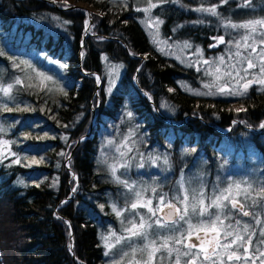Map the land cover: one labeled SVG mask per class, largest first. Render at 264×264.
<instances>
[{
    "label": "trees",
    "instance_id": "1",
    "mask_svg": "<svg viewBox=\"0 0 264 264\" xmlns=\"http://www.w3.org/2000/svg\"><path fill=\"white\" fill-rule=\"evenodd\" d=\"M80 1L96 9L90 15L87 36H83L86 17L80 10L55 9L41 0H0V51L4 52L0 76L15 74L24 81L13 93L15 101L8 107L13 110L0 111L12 126L11 134L2 137L13 142L11 151L21 158L20 164L12 163L16 157L0 159V264H106L97 224L88 216L90 209L95 214L98 209L89 200L103 205L105 221L116 222L104 195L115 194L118 188L95 162L102 131L124 105L147 133L146 148L154 147L162 158L167 157L177 178L181 169H206L211 177L220 178L216 154L228 151L223 142L247 138L262 159L257 177L264 181V91L250 87L237 100L185 93L177 81L196 85L197 75L160 55L138 25L132 0H127L126 7L113 0ZM203 2L212 6L220 0L166 2L151 14L163 21L165 38L188 40L204 53H213L209 44L220 34V27L216 18L203 19L193 11ZM241 3L228 0L218 11H225L222 16L233 22L264 18V0H253L251 8L240 7ZM51 18L63 22L64 33L47 27L46 20ZM199 20L203 23H196ZM12 48L44 52L47 58L62 62L63 92L36 83L29 67L14 71ZM105 64L122 65L112 94L104 89ZM234 103L242 109L236 111ZM24 108L29 110H17ZM233 120L249 130L232 124ZM92 123L93 134L87 136ZM61 152L69 155L61 156ZM25 156L29 161L43 156L44 162L25 166Z\"/></svg>",
    "mask_w": 264,
    "mask_h": 264
},
{
    "label": "snow or ice",
    "instance_id": "2",
    "mask_svg": "<svg viewBox=\"0 0 264 264\" xmlns=\"http://www.w3.org/2000/svg\"><path fill=\"white\" fill-rule=\"evenodd\" d=\"M123 2L126 7L127 0H123ZM166 2L175 3L178 0H159V3L144 0L147 6L135 10L148 13V19L151 20L152 9ZM227 3L228 0H220L221 5ZM239 6L251 8L253 0H243ZM61 7L70 6L65 3ZM194 11L216 17L220 21L221 27L235 31L238 38L225 41L223 35L213 37L216 44L210 45V47L225 44L228 48L226 53L228 60L225 61L224 55L211 62L204 60L205 65H210L209 68L203 70L204 75L211 79L208 83L203 84L206 91L197 90L193 94L197 96L244 97L247 95L248 87L253 83L264 85V18L249 19L239 23L233 22L230 18L222 16L217 5L197 7ZM86 15L90 17L91 14ZM155 23L158 25L163 21L157 19ZM196 23H203V20L196 21ZM85 31L88 32L90 29L86 27ZM150 35L153 36V43H157L156 33H150ZM258 46L259 50H257ZM191 47L187 42L183 45V48ZM159 50L164 52L163 48ZM3 55L4 52L0 51V56ZM198 63L199 61L189 63L188 66L196 67L199 72L201 69L197 66ZM14 66L20 68L21 64L14 62ZM29 67L31 66L29 65ZM60 67L63 68L64 65H60ZM120 67L122 65H112L110 70L112 73H116ZM250 69L258 71L250 73ZM249 76H252V79H248ZM36 77L43 87H47L45 81L52 80V77L46 76L44 73H37ZM23 84L24 81L19 77L15 78L14 83L0 84V96L14 101L15 97L12 94L14 86ZM113 85L114 80H109V92ZM27 86L32 87L33 85ZM59 91L63 92V89L61 88ZM64 94L66 95V93ZM3 107L7 111L13 110L8 108L7 104ZM17 110L27 111L29 109ZM126 115L131 119L133 114L128 112ZM4 131L5 129L0 127V133ZM131 136L132 133H129V136L116 148V152L119 153L118 161L133 151L128 143ZM64 139L67 142V137ZM11 143L13 142L0 139V159L12 156L16 157L12 163L20 164L21 158L16 152L11 151ZM112 144L114 141H108V145ZM122 148H126L127 153L121 151ZM191 151H195V149ZM60 155L67 157L69 154L61 152ZM23 159L28 161L25 166L39 165L44 162L43 156L39 160L33 157L29 161L27 156ZM159 159L158 156L150 157L153 164ZM98 162L107 164V159ZM163 164H169L167 157L163 158ZM119 167L127 170L129 165L125 161L120 163ZM139 167H143V164H140ZM108 168L114 182L126 189V192L122 193L125 198L124 206L120 207L116 203L111 204L112 212L120 219L121 232L118 234L115 230H111L109 235L103 237L107 249L104 253L105 256L112 254L113 248L121 246L119 250L121 260L115 261L114 264H123L125 258H130L128 264H230V262L255 264L257 258L264 257V221L259 218L258 213H250L247 210L249 207H259L264 211V181H259L254 186L253 182L249 180H228L221 187V182L217 177V182L212 185L211 191H209L203 174L186 178L182 172L179 180L176 181L175 194L169 197L167 193L158 192V185L144 187L137 185L136 182L130 183L127 179H121V176L117 175V163L109 165ZM19 183H23V181H19ZM53 187H55V181ZM148 193L151 195L149 196ZM153 199L156 200L155 205ZM100 207L103 208V205ZM234 213L241 217L251 216L253 223H242ZM257 225L260 227V231L257 242L253 245V238L257 237L254 226ZM124 245H127L129 251L124 250ZM261 264H264V260H261Z\"/></svg>",
    "mask_w": 264,
    "mask_h": 264
},
{
    "label": "rangeland",
    "instance_id": "3",
    "mask_svg": "<svg viewBox=\"0 0 264 264\" xmlns=\"http://www.w3.org/2000/svg\"><path fill=\"white\" fill-rule=\"evenodd\" d=\"M41 1H43L44 3H47L50 6L53 5L54 7H57L58 9L60 8L64 11L73 10V9H75L76 11L77 10L82 11L86 17L83 22L84 31L86 27L91 29L90 27L91 17H89L86 14L92 15L93 13H96V9L90 6L88 3L86 4L84 1H80V0H55V2H53V0H41ZM113 1L123 2V0H113ZM154 1L152 0V2ZM230 1H232L233 3L237 1H241L243 3V0H230ZM132 2L135 5L134 6L135 9L136 8L143 9L147 6L144 3V0H132ZM65 3L69 5L70 7H61V5ZM74 3L81 4L88 9H85L84 7L75 8L76 5ZM174 4L177 5L176 2ZM203 4H204L203 7L211 6L209 4L206 5L204 2ZM72 6L74 8L71 9ZM217 6H218V10H220L219 7L223 5H221L219 2ZM195 8H193V11ZM136 12L137 13L135 15H137L136 19L139 23L138 25H140L143 28V30L146 33L145 35H147L150 43L155 47L157 51L160 52V55L168 56L173 60L175 59L178 63H180V65H182L183 68L191 69L193 71V74L197 75L198 84L193 85L191 81L186 80V82L177 81V86L182 88L183 92L185 93L187 92L194 97H197V95L193 94L195 91L197 90L206 91V89L203 88V84L208 83L211 77L205 76L203 70L205 68H209L210 65H205L203 61L207 60L211 62L221 55H224L225 61H227L228 60V56L226 55V53L228 52L227 46L225 44H220L217 47L209 46L210 49L215 50V52L204 53L201 47L193 45L191 41H188V40L181 41V40L174 39V38L173 40H170L169 38H165L161 32V24L157 25L155 23V20L157 19L159 20L158 17L151 14L152 19L150 20L148 19V16H149L148 13H145L143 11H140V12L136 11ZM219 12L222 15L223 13H226L225 11L223 13L221 11ZM196 13L201 15L203 19L207 18L208 20H210V19L216 18V17H211L205 13H200V12H196ZM256 18H263V17H255V19ZM249 19H253V17L252 18L247 17L240 22H243ZM215 21H217L218 23L217 25L220 27V30H219L220 34L215 35V37L223 35L225 38V41H228L229 39L238 38V35L235 31L231 29L226 30L223 27H221L220 21L217 18ZM46 23L49 29L54 28L58 30L59 32L64 33V29H63L64 24L60 20L58 19L55 20L51 18L50 20H46ZM150 33H156L155 39L157 43H153V36L150 35ZM88 34H89V31L88 32L85 31L83 36L85 35L87 36ZM211 40L212 41H210L209 45L216 44V40H214L213 38H211ZM185 42L189 43L192 47L183 48V45ZM160 48H163L164 52H161L159 50ZM257 50H259V46ZM11 52H13L12 58L13 60H15V61H12V66H11L12 69H14V71H17V67L14 66V62L21 64V67L18 68V71H21V69L23 68H28L30 65L31 67H29V69H30V72L32 73V76L36 79L35 81L36 83L38 84L40 83V81L36 77V74L44 73L46 76L52 77L51 81H45L48 89L59 91V89L62 88L61 87L62 81L60 80L61 79L60 73L63 72L62 69H64V67L63 68L60 67V65H63L62 62L58 63L54 59H51L49 57L47 58L44 52H35L34 50L25 53L23 48H16V49L12 48ZM165 53H169V54L166 55ZM197 61H199L197 66L200 67L201 69V71L199 72L196 70V67L188 66L189 63H196ZM21 62H26V63H21ZM39 62L44 63V66L39 65ZM111 66L112 64L111 65L105 64V67H104L105 72H106V78H105L106 87L104 89L107 91L108 94H112L113 88L118 81L117 78L121 76V68H118L116 73H112L110 70ZM256 71L258 70L257 69L249 70L250 73L256 72ZM16 77H19L22 80L21 76L19 75L15 76V74H12L11 77H7V78H4V76L1 75L0 84L7 85L8 83H14V80ZM248 79H252V76H249ZM109 80H114V85L112 86L111 92L108 91ZM16 86L18 85L14 86L13 93L15 92ZM229 87H231V85H229ZM250 87H254L258 93H260L261 91H264V85H260L258 83H253L251 86L248 87L247 91L249 90ZM201 97L213 98L215 100H218V99H226V100L236 99L237 100L240 98L238 96H219V95L201 96ZM14 101H10L5 97L0 96V111L4 110L3 106L5 104H7V106L9 107V104ZM232 106L233 108L236 109V111H238L239 109H242V107L236 103H234ZM171 111L172 110H169V112ZM128 112L132 113L131 109H129L128 106L124 105V108L120 109V112L117 118L114 120V122L108 123L107 126L102 131V137H101V140L99 141L100 144H99V149L97 151L98 154H97L96 162H95V164H97L98 169L103 171V174L106 175L107 179L111 181V183L114 184L118 188L115 194L107 193L106 196L104 195L105 205L109 208V211L112 213V215L116 219V222H111L109 220L105 221L101 215L104 213L101 210L102 209L100 207L101 205H99L98 203L96 204L94 199L89 200L92 203H94L93 205L98 209V214H95L94 210L90 209L88 216L91 218L94 217L95 224H97L96 226L98 228L97 237L100 241V244L102 245L101 247H103L104 253L107 249L105 248V242H104L103 237L109 235V232L111 230H115L118 234L121 232L120 219L112 212L111 204L116 203L118 204V206L123 207L125 203V198L122 195V193L126 192V189H124L121 185H118L117 183L114 182V179L112 178L109 172V168H108L109 165L113 163H117V175L121 176V179H127L130 183L136 182L137 185L144 186V187L158 185L159 186L158 192L162 191L164 193H167L169 197L175 194L176 181L179 180L182 172L186 178L189 176L196 175V174H203V177L205 179V182L208 186L209 191H211L212 185L217 182V176L212 175L211 177V172L209 173L208 171H206V169L205 171L204 170L197 171L193 169H187L185 171L181 169L182 172H180V175L178 176V178L177 176H174L173 170H172L173 166L171 162L169 161L168 165H164L162 161L163 160L162 157L164 156L163 154L160 155V152L154 147L150 149L146 148V146L148 145L147 139H146L147 133H145L144 130H141L142 128L137 123V120L135 119L134 115H132L131 119L127 117L126 114ZM233 123H237V125L239 126L242 125L239 122H237V120H233L232 124ZM262 124L264 125V123ZM93 125L94 124L92 123L91 127H93ZM242 126L244 127V129L246 130L248 129V127L244 125ZM0 127H3L5 129L4 132L0 133V139L7 140L5 139V137H2V136L4 135L9 136L11 134L12 126L10 124H7L6 120L2 118L1 116H0ZM262 128L264 127H261V129ZM261 129H256V130L261 131ZM228 132H230V128L223 131V133H228ZM129 133H132V136L129 139L128 143L133 148V151L130 153H127V149L122 148L121 151L126 152L127 155L123 159H120L118 161L117 158L119 157V153L116 152V148L119 147L121 143L125 140V138L129 136ZM108 141H114V144L108 145ZM262 142H264V136L262 138ZM252 144L253 143L248 141L247 138H243L241 140H238V139L232 140L228 143L226 140L223 142V145L228 146V148H226L228 149V151L224 150L222 153L217 152L216 154L217 156L216 158L219 162V165L217 168L220 173L219 180L221 182V187H223L228 180H237V181L249 180L253 182L254 186H256L257 182L261 181V180H258L257 172L259 173L262 172V167H263L262 159L259 156L258 150L255 149ZM102 151L104 153L103 156H102ZM157 156L160 157V159L162 160L159 159L156 161L155 164H153L150 160V157H157ZM104 159H107V164L98 162V161H103ZM246 159L248 160V162H246L247 161ZM125 161H127L129 165L127 170H125L122 167H119V164L124 163ZM140 164H143V167H139ZM72 178L75 179L74 177ZM173 179L175 182L173 181ZM148 195L150 196L151 193H148ZM257 199H259V197H257ZM155 203H156V200L153 199V204L155 205ZM247 210L250 213H258L259 218L262 221H264V211H262L259 207H249ZM234 215L236 216L237 219H240L242 223L243 222H248L250 224L253 223L251 216L241 217L235 213ZM125 216H127V213H125ZM254 227H255V231L257 232V237L253 238V245L256 244L258 234L260 231V227L258 225ZM120 247L121 246L118 245L117 247L113 248L112 254H110L109 256H105V255L103 256L106 260V264H114L115 261L121 260L120 251H119ZM123 247L125 251H129L127 245H124ZM250 254H251V249H250ZM129 259L130 258H125L123 261V264H128ZM261 260H264V257L257 258L255 260V264H261ZM230 264H239V262H230Z\"/></svg>",
    "mask_w": 264,
    "mask_h": 264
},
{
    "label": "water",
    "instance_id": "4",
    "mask_svg": "<svg viewBox=\"0 0 264 264\" xmlns=\"http://www.w3.org/2000/svg\"><path fill=\"white\" fill-rule=\"evenodd\" d=\"M51 6H53V5H51ZM53 8H55V9H56L57 7H54V6H53ZM72 8H74V7L72 6V7H71V9H72ZM75 8H76V7H75ZM57 9H58V8H57ZM59 9H60V8H59ZM94 128H95V126L93 125V127H91V128L89 129V131H87V136H89V135H92V134H93V132H92V131L94 130ZM79 141H80V140H79Z\"/></svg>",
    "mask_w": 264,
    "mask_h": 264
},
{
    "label": "bare ground",
    "instance_id": "5",
    "mask_svg": "<svg viewBox=\"0 0 264 264\" xmlns=\"http://www.w3.org/2000/svg\"><path fill=\"white\" fill-rule=\"evenodd\" d=\"M74 4L76 5V8H77V7H80V8H81V7H84L85 9H88V8H86L85 6L81 5V4H78V3H74Z\"/></svg>",
    "mask_w": 264,
    "mask_h": 264
}]
</instances>
